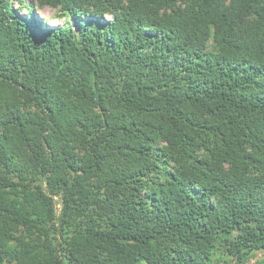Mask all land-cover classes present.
I'll return each mask as SVG.
<instances>
[{
    "label": "trees",
    "instance_id": "1",
    "mask_svg": "<svg viewBox=\"0 0 264 264\" xmlns=\"http://www.w3.org/2000/svg\"><path fill=\"white\" fill-rule=\"evenodd\" d=\"M258 251L264 0H0V264Z\"/></svg>",
    "mask_w": 264,
    "mask_h": 264
},
{
    "label": "rangeland",
    "instance_id": "2",
    "mask_svg": "<svg viewBox=\"0 0 264 264\" xmlns=\"http://www.w3.org/2000/svg\"><path fill=\"white\" fill-rule=\"evenodd\" d=\"M35 12L37 13V15L39 16L40 19H48L50 20V23L52 25H62L64 24L66 21H71V19L69 18H65V17H61L59 14V11H57L54 8L51 7H45L43 9H39V10H35ZM75 22L72 21V24H74ZM225 261H222L220 264H230V257L227 255L223 256ZM264 259V251H258L255 256H253L250 260L248 264H258L260 263V261H262ZM3 264H17L15 261L13 262H7V263H3Z\"/></svg>",
    "mask_w": 264,
    "mask_h": 264
}]
</instances>
